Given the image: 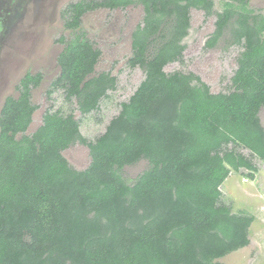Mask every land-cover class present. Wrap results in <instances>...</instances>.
<instances>
[{
  "label": "trees",
  "instance_id": "16d2710c",
  "mask_svg": "<svg viewBox=\"0 0 264 264\" xmlns=\"http://www.w3.org/2000/svg\"><path fill=\"white\" fill-rule=\"evenodd\" d=\"M77 0L61 10L60 72L47 94L62 90L70 104L38 108L32 90L40 72H26L0 109V264H226L220 259L249 243L253 216L232 212L221 185L232 174L255 178L264 162V13L251 0ZM143 6L127 64L144 78L105 131L89 140L82 116L99 110L116 88L110 72L94 74L101 51L82 29L99 8ZM216 15L205 42L237 46L226 90L214 93L192 71H166L183 61L191 10ZM72 102L81 117L73 115ZM88 147L90 162L76 169L63 152ZM141 160L135 178L124 168Z\"/></svg>",
  "mask_w": 264,
  "mask_h": 264
},
{
  "label": "rangeland",
  "instance_id": "374dc122",
  "mask_svg": "<svg viewBox=\"0 0 264 264\" xmlns=\"http://www.w3.org/2000/svg\"><path fill=\"white\" fill-rule=\"evenodd\" d=\"M71 1L77 0H0V109L8 95H18L16 86L26 72L42 74L39 86L32 90L31 100L38 108L27 132L41 124L46 109L61 108L69 112L70 104L63 91L49 96L47 90L60 72L57 57L63 43L58 38L70 36V31L64 28L61 10ZM250 3L256 11L264 13V0H251ZM221 7V0H214V9L219 11ZM143 14L141 4H132L124 9L99 8L82 16V29L101 51L93 73L110 72L117 79L116 88L109 90L108 97L101 100L99 110L82 116L80 132L89 140L105 131L110 120L119 113L121 103L130 98L144 78L139 67L131 68L127 64L132 32L141 23ZM215 20V14L205 17L202 10L192 9L191 27L183 40L186 45L183 61L170 63L165 70L192 71L217 93L230 84L239 47L228 46L222 39L213 48H205ZM71 106L74 117L80 118L75 102ZM260 118L264 126V106L260 109ZM63 154L70 165L79 170L85 169L90 162L88 147L78 142ZM254 163L257 167L255 178L232 173L221 185L222 202L229 205L232 212L253 216L248 231L249 243L220 259L226 264H264V162L254 159ZM147 167V161L141 160L124 168L123 173L131 180Z\"/></svg>",
  "mask_w": 264,
  "mask_h": 264
}]
</instances>
